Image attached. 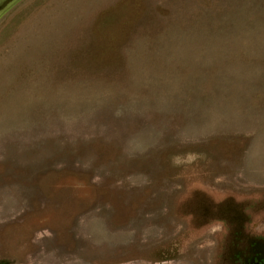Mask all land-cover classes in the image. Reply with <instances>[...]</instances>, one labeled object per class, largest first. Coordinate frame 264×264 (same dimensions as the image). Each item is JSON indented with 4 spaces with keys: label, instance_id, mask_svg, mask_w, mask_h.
<instances>
[{
    "label": "rangeland",
    "instance_id": "374dc122",
    "mask_svg": "<svg viewBox=\"0 0 264 264\" xmlns=\"http://www.w3.org/2000/svg\"><path fill=\"white\" fill-rule=\"evenodd\" d=\"M264 259V0H20L0 18V264Z\"/></svg>",
    "mask_w": 264,
    "mask_h": 264
},
{
    "label": "water",
    "instance_id": "95a60500",
    "mask_svg": "<svg viewBox=\"0 0 264 264\" xmlns=\"http://www.w3.org/2000/svg\"><path fill=\"white\" fill-rule=\"evenodd\" d=\"M20 0H0V18Z\"/></svg>",
    "mask_w": 264,
    "mask_h": 264
},
{
    "label": "flooded vegetation",
    "instance_id": "af4514ba",
    "mask_svg": "<svg viewBox=\"0 0 264 264\" xmlns=\"http://www.w3.org/2000/svg\"><path fill=\"white\" fill-rule=\"evenodd\" d=\"M244 264H264V259L258 254H252L251 256L245 258Z\"/></svg>",
    "mask_w": 264,
    "mask_h": 264
}]
</instances>
